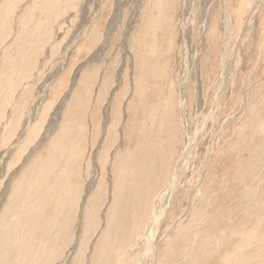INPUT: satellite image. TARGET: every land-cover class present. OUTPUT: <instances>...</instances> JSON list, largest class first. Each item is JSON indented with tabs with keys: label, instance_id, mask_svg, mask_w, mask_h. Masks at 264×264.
Listing matches in <instances>:
<instances>
[{
	"label": "rangeland",
	"instance_id": "1",
	"mask_svg": "<svg viewBox=\"0 0 264 264\" xmlns=\"http://www.w3.org/2000/svg\"><path fill=\"white\" fill-rule=\"evenodd\" d=\"M154 1L0 0V221L6 212L7 225L15 221L10 215L14 191L34 187L52 146L64 136L67 149L75 148L79 127L86 130L83 154L73 165L79 170V190L66 231L58 240L49 238L41 251L40 236L34 234L26 244H15L21 253L9 252L0 264H223L231 244L245 234L232 230L241 222L251 229L256 227L251 222H261L264 0H250L238 19L231 0H174L163 26L171 36L161 54L165 74L157 82L162 99L173 103L170 146L181 142L187 157L147 198L149 213L135 229V223L127 226L134 212L119 215L126 220L123 229L132 233L125 236L122 229L118 237L124 242L112 261L117 241L110 248L101 245L114 205L116 157L138 150L134 137L129 153L124 152L127 125L144 118L142 111L137 118L131 111L137 78L133 47ZM83 43L89 49L79 55ZM157 134L163 143L162 132ZM174 178L179 180L175 200L162 208ZM203 188L213 192L196 202ZM36 193L22 195L18 203L34 202ZM51 211L46 208L43 217L54 216ZM50 229L52 237L57 228ZM202 240L212 243L201 246ZM255 246L259 260L250 264H264L258 248L264 243ZM101 249L110 258L101 257Z\"/></svg>",
	"mask_w": 264,
	"mask_h": 264
},
{
	"label": "bare ground",
	"instance_id": "2",
	"mask_svg": "<svg viewBox=\"0 0 264 264\" xmlns=\"http://www.w3.org/2000/svg\"><path fill=\"white\" fill-rule=\"evenodd\" d=\"M249 1L250 0H231L233 8L237 11V19L240 17L245 7L249 4ZM172 2L175 1H154V5L149 11L146 21L144 19L145 23L142 30H140L141 34L134 42L135 44L133 50L137 78L135 101L133 102H135L136 108L133 107L131 111L133 112V116L135 118H137L138 112L140 113L142 111L141 114L144 115V118H142L143 120L140 122L139 120H132L130 122L128 121L129 124L127 125L126 129L125 142L127 144L124 148V152L129 153V150L132 146H128V143L135 137V139L137 138L135 140L137 142L134 144V148H138L136 154L131 155L130 157L124 155H119L116 157V164L113 173L114 205L109 211L108 226L101 242L102 247L110 248L111 244L117 241V244L114 246L116 248L111 250L114 253L113 257L110 259L111 261L115 257V251L118 250V246H121L124 242V240L118 236L122 232L123 225L126 223V220L125 217L123 220H120L119 215H128L129 212H134V214H131V219L128 221L127 226H129L130 223H135V226L133 227L135 229L136 225L140 222H143L144 216L149 213V207L145 204L147 198L149 196L151 197V195L156 192L157 187L164 185L161 182L169 176L171 169L176 167L178 162L183 161L187 157V152L183 154L181 152V142L177 143L175 149V143L170 146L171 140L175 135L173 129V103L170 100L168 101L162 99L160 95V86L157 82V80L160 81L163 74H165V61L162 62L163 56L161 55L163 53V46L165 44L168 45L171 43V36L169 32L163 28V26L167 25L166 14L171 9ZM160 34L162 35L161 39H159ZM92 40L93 39H91V41ZM88 49L89 45L83 43L79 47L77 53L81 55ZM107 83L108 81L106 78V80L103 82L101 91L99 92L100 94L107 86ZM155 90H157V92ZM149 92H153L152 96L150 97H148ZM155 94L156 97H154ZM262 96L263 95H261V99ZM260 130L261 133H264V125H261L258 128V131ZM78 132L81 138L78 140L75 148L72 144L67 149L66 137L64 138V136L55 146H52L53 148H51L50 151L51 154L46 160H44L43 166L39 168L36 173V178L33 179L34 187H25L24 189L18 187L15 189V200L13 201L12 207L13 209L10 211V215H12L15 221L7 225L5 218L8 216V212L5 213L0 221V249H4L3 251L0 250L1 263H4L9 257V252L11 253L16 250L17 252L21 253L20 250H22V247H19L20 249H18L17 246H20V244L24 243L26 244V239L34 234H38L40 236L41 243L39 241L40 246L38 245L39 248L37 251H41L43 249L42 246H46V242L49 240V238L53 241L58 240L60 232L63 234V232L66 231V227H68V221L72 215L71 207L75 202V197L77 196L76 194H78L79 190V170L78 168L73 167V165L76 164L77 160H79L83 154L84 150L82 153L81 150L83 148L82 145L83 139H85L86 130L81 129L80 126ZM159 132H162V135L165 137L162 139L164 140L162 141L163 143H160V139H158L159 137L157 133ZM157 140H159V142ZM143 164H145L146 167H143ZM56 168L58 169V173H52ZM233 175L236 178L238 177L236 171L233 172ZM153 180H156V185L154 184ZM178 182L179 180L175 178L169 182L161 202L162 208H165L170 204L171 201L175 200ZM33 189L34 192L38 191V193L34 195V197H36L34 202L21 206L18 203L21 196H26V198L30 197L33 193ZM230 189L233 190V188ZM209 191L210 190H208V188H203V190L200 192V197L197 198L196 202H199L202 199L205 201L208 200L213 190L210 192ZM186 196V192L182 194L183 198ZM49 207L52 210V214L50 215L54 216L48 217L45 215L43 217L44 210ZM159 212L161 213L162 211L160 210ZM262 213L261 222H257V220L255 221L256 223L251 222V224H253L252 227L256 225L254 229L248 228L249 225H247L246 228L241 227L244 223L241 222L239 225H237V228L232 230L233 234H235V232L238 233V231H245V234L240 241L235 244H231L234 248L231 250V252H229V254L224 256V260L221 259V262L223 260V264H234L236 263L237 259L239 261L242 259L245 261V259H247L244 264H250V261H253V259L259 260L256 251L253 250L256 248L255 245L260 246L264 243V232L261 234V229L258 231V228L260 227L264 229V210ZM57 217L60 219L58 225L56 222H54L57 220L55 219ZM38 219H43V221L41 225L42 227L37 230L36 227L34 229V225H37ZM212 224L213 223H210V225ZM53 227L57 228V230L55 231L54 235L50 237L47 230H49V228L53 229ZM206 228L208 227L206 226L203 229ZM123 230L127 231L125 236L132 233V229L128 231L126 226ZM230 241L231 240L226 241V243ZM36 242L38 243L37 239ZM201 242V246L212 243L210 240H202ZM223 243L224 241H222L221 244ZM15 244H17V246ZM176 244H179V242H176ZM250 246H252L253 250L251 249V251L248 252V247ZM258 248L262 249L260 251H264L262 247ZM236 250L238 251L235 252ZM245 250H247V252ZM172 252L173 256H175L176 251ZM167 254L168 255L165 257V260L170 259V254L168 252ZM185 255H187V253ZM20 256L23 255L20 254ZM100 256L110 258L109 254H104L102 249L100 250ZM218 258L219 257H217V259L215 258L216 261ZM211 260L214 259L211 258ZM262 263H264V261Z\"/></svg>",
	"mask_w": 264,
	"mask_h": 264
}]
</instances>
